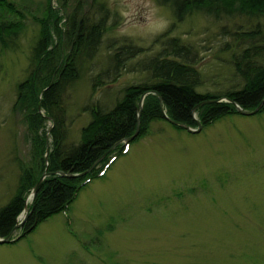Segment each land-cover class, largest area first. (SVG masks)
Masks as SVG:
<instances>
[{
    "label": "rangeland",
    "instance_id": "obj_1",
    "mask_svg": "<svg viewBox=\"0 0 264 264\" xmlns=\"http://www.w3.org/2000/svg\"><path fill=\"white\" fill-rule=\"evenodd\" d=\"M13 1L24 14V28L13 48L0 45V208L13 196L22 166L37 161L12 105L17 83L31 71L39 30L34 16L42 18L48 3L49 20L57 16L60 22L74 9L89 24L107 13L96 52L78 56V76L62 92L67 145L78 141L92 109H110L124 87L149 79L130 68L159 50L153 41L162 33L169 31L197 52L194 67L203 80L198 91L222 93L238 81L230 62L237 51L233 31L256 23L264 31L262 17L191 14L177 20L158 0ZM124 42L143 53L128 60L115 80L92 89L97 74H111V55ZM52 124L45 120L46 135ZM177 126L150 123L105 176L83 187L67 216L55 214L23 238L34 198L26 196L17 219L24 220L11 236L18 241L0 244V264H264V110L235 112L195 133Z\"/></svg>",
    "mask_w": 264,
    "mask_h": 264
},
{
    "label": "trees",
    "instance_id": "obj_2",
    "mask_svg": "<svg viewBox=\"0 0 264 264\" xmlns=\"http://www.w3.org/2000/svg\"><path fill=\"white\" fill-rule=\"evenodd\" d=\"M158 1L168 5L177 20L191 14L209 15L215 19L237 14L264 18V0ZM15 2L0 0V45L3 48H13L24 28V14ZM52 14L48 3L42 18L34 16L39 30L31 52V71L16 85L12 110L22 116L31 155L37 161L34 166H22L13 196L0 208V237L7 236L15 227L26 196L43 172L48 175L40 183L21 227L25 234L53 215L68 211L84 186L105 176L106 172L100 175V170L106 164L107 168L111 166L112 163H108L111 156L122 154L123 140L134 134L137 124V137H141L150 123L168 121V118L195 126L193 113H196L197 120L205 127L237 112L234 103L244 110H253L264 99V31L259 23L252 29L233 31L237 51L231 52L230 62L238 81L222 93L198 91L203 80L194 67L197 52L177 37L168 36L169 31H166L153 41L160 45L159 50L130 68L131 71L139 68L146 72L149 79L124 87L121 97L110 109H92L91 119L80 129L78 141L67 145L62 92L65 85L78 76V56L90 57L96 52L106 28L107 13L95 24L79 17L76 9L68 17H62L63 22L56 21L57 16L49 20ZM12 16L15 17L13 20ZM143 51L142 47L130 42L117 46L111 55V74L105 78L97 74L92 89L106 79L115 80L126 68L127 61L140 56ZM148 91L151 92L144 96L138 116V101ZM224 97L230 101H218ZM46 119L53 123L49 135L43 130ZM49 137L50 145L46 143ZM60 171L64 175L59 174Z\"/></svg>",
    "mask_w": 264,
    "mask_h": 264
},
{
    "label": "water",
    "instance_id": "obj_3",
    "mask_svg": "<svg viewBox=\"0 0 264 264\" xmlns=\"http://www.w3.org/2000/svg\"><path fill=\"white\" fill-rule=\"evenodd\" d=\"M149 92H151V91L145 92L143 95H141V97H140V99H139V101H138V107H137L138 115L140 114V110H141V107H142V100H143L144 96H145L147 93H149ZM153 93H155V92H153ZM224 99L227 100L226 98H224ZM220 100H221V99H220ZM159 101H160V105H162L161 97H159ZM263 102H264V99L259 103V105H258L254 110H251V111L244 110V109L241 108L237 103H234V105H235V108L237 109V111H238L240 114H242V115H252V114H255V113H256V112L262 107ZM193 114H194V113H193ZM165 117L167 118L166 115H165ZM168 121L171 122L172 124L178 125V126L184 128V129H186L187 131H189V132H191V133L198 132V131H200V129L202 128V125H201V123H200L199 121H196V122H197V127H196V128H192V127H190L189 125L182 124V123H180V122H176V121L170 120L169 118H168ZM137 130H138V124H137V129H136L135 133H134L132 136L126 138V139L124 140V142L128 143V142H130L131 140H133L134 137L138 135V131H137ZM59 173H60V174H64V173L61 172V171H60ZM47 174H48V173H46V172H43V173H42V175H41V177L39 178L38 182L36 183V185H35V186L32 188V190H31V193H30L31 197H34V195H35V193H36V191H37L38 185L42 182L43 178H44ZM30 195H29V196H30ZM24 210H25V208H24ZM23 220H24V217H23V219H21V221H19V222L15 225V227L12 229V231H11L7 236H5V237H0V244H2V243H6V242H9V241L11 240L10 238H11V236H12V233L14 232L15 228L23 222Z\"/></svg>",
    "mask_w": 264,
    "mask_h": 264
},
{
    "label": "bare ground",
    "instance_id": "obj_4",
    "mask_svg": "<svg viewBox=\"0 0 264 264\" xmlns=\"http://www.w3.org/2000/svg\"><path fill=\"white\" fill-rule=\"evenodd\" d=\"M129 150H130V149H129ZM38 180H39V179H38ZM37 182H38V181H37ZM37 182H36V183H37ZM35 185H36V184H35ZM39 185H40V184H39ZM39 185H38V187H39ZM37 189H38V188H37ZM30 193H31V191H30ZM30 193H29V195H30ZM27 199H29V200H30V199H31V196H28V198H27ZM23 214H25V211H24V212H23L21 215H23Z\"/></svg>",
    "mask_w": 264,
    "mask_h": 264
}]
</instances>
